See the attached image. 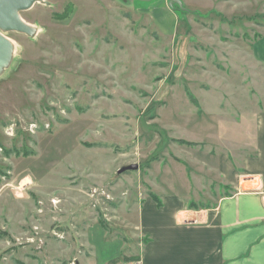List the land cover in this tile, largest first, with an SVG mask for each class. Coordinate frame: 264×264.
I'll return each mask as SVG.
<instances>
[{
  "label": "rangeland",
  "instance_id": "rangeland-1",
  "mask_svg": "<svg viewBox=\"0 0 264 264\" xmlns=\"http://www.w3.org/2000/svg\"><path fill=\"white\" fill-rule=\"evenodd\" d=\"M178 1L41 0L17 12L36 35L0 29V264H70L78 215L128 237L144 197L229 194L218 152L239 165L264 107V0Z\"/></svg>",
  "mask_w": 264,
  "mask_h": 264
},
{
  "label": "crops",
  "instance_id": "crops-1",
  "mask_svg": "<svg viewBox=\"0 0 264 264\" xmlns=\"http://www.w3.org/2000/svg\"><path fill=\"white\" fill-rule=\"evenodd\" d=\"M250 51L264 73V35ZM252 138L253 148L237 166L228 152H218L216 172L229 194L210 205L175 195H163L159 204L144 197L137 205L136 224L128 225L123 215L128 237H111L78 215L67 231L78 245L69 244L59 256L75 264H264V107L255 115ZM247 177L255 179L256 192L243 186ZM98 245L105 251L100 253Z\"/></svg>",
  "mask_w": 264,
  "mask_h": 264
},
{
  "label": "water",
  "instance_id": "water-1",
  "mask_svg": "<svg viewBox=\"0 0 264 264\" xmlns=\"http://www.w3.org/2000/svg\"><path fill=\"white\" fill-rule=\"evenodd\" d=\"M39 0H0V29L1 30H15L24 33H29L30 29L26 24H24L19 16L18 11L28 9L34 2ZM134 1V0H129ZM138 1H151V0H138ZM173 2L179 3L178 0H171ZM10 50L9 41L0 35V68L5 64ZM137 169L136 164L128 165L118 172H124L127 170Z\"/></svg>",
  "mask_w": 264,
  "mask_h": 264
},
{
  "label": "bare ground",
  "instance_id": "bare-ground-1",
  "mask_svg": "<svg viewBox=\"0 0 264 264\" xmlns=\"http://www.w3.org/2000/svg\"><path fill=\"white\" fill-rule=\"evenodd\" d=\"M41 0H39L38 2H40ZM18 15V14H17ZM28 28L30 29L29 31V35L34 36L39 32V29L36 27H31L28 26ZM1 35V34H0ZM14 54H15V48L12 44H10V50H9V55L8 58L5 62V64H3V66L0 68V76L10 67L13 59H14Z\"/></svg>",
  "mask_w": 264,
  "mask_h": 264
},
{
  "label": "trees",
  "instance_id": "trees-1",
  "mask_svg": "<svg viewBox=\"0 0 264 264\" xmlns=\"http://www.w3.org/2000/svg\"><path fill=\"white\" fill-rule=\"evenodd\" d=\"M152 198L155 200V202H156L157 204H159V201H158L157 198H155L154 196H152Z\"/></svg>",
  "mask_w": 264,
  "mask_h": 264
},
{
  "label": "built area",
  "instance_id": "built-area-1",
  "mask_svg": "<svg viewBox=\"0 0 264 264\" xmlns=\"http://www.w3.org/2000/svg\"><path fill=\"white\" fill-rule=\"evenodd\" d=\"M70 264H75L73 261H71V263ZM131 264H136V263H131Z\"/></svg>",
  "mask_w": 264,
  "mask_h": 264
}]
</instances>
